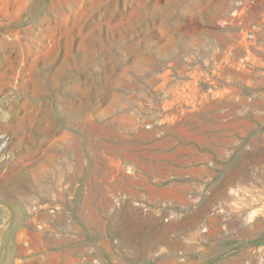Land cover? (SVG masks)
Wrapping results in <instances>:
<instances>
[{"label":"rangeland","instance_id":"374dc122","mask_svg":"<svg viewBox=\"0 0 264 264\" xmlns=\"http://www.w3.org/2000/svg\"><path fill=\"white\" fill-rule=\"evenodd\" d=\"M0 214V264H264V0H0Z\"/></svg>","mask_w":264,"mask_h":264},{"label":"bare ground","instance_id":"6f19581e","mask_svg":"<svg viewBox=\"0 0 264 264\" xmlns=\"http://www.w3.org/2000/svg\"><path fill=\"white\" fill-rule=\"evenodd\" d=\"M53 150H54V152H56L57 148L54 146ZM53 150L52 149L50 150L52 152V154L49 156L50 157L49 168H48V171L45 172V174L41 175V174L36 173V174L32 175V177H33L32 180H30L26 184L18 185L14 190H11V191L4 193V196L10 197V198L14 199L16 202L24 204L25 207L28 208V209L26 208L27 209L26 210L27 217H30L31 215L35 214L32 219L27 218L26 221L21 222V225H23L24 228L21 229L20 232L15 234L14 248H16L19 253H22V251H23L22 249L25 247V245L23 244V242L21 240V236L23 235L22 231H25L28 229L32 232H36V233L40 234L43 230L41 227H37V228L35 227L36 226L35 221H36L37 217H39V214H40L39 210H44V209H43V207H36V208L32 207V208H34V209H32V208H30L31 205H36V204L41 203V201L44 200L46 197L51 198L52 201L57 200V196H55V194L57 193V187H58L57 183L58 182H57V173H56V166H55V155H53L54 154ZM70 161H71V156H69L68 152L66 151L64 154V158L61 161V167L63 168V173H65L67 176H68V174H67L68 168L67 167L70 165ZM65 194H66V196L68 195L67 190L63 191L61 196L63 195V197H64ZM22 208H24V207H22ZM7 226H8V224H7ZM65 239H66L65 246H67L70 243V239H69L68 234L66 235ZM17 264H21V262L20 263L18 262Z\"/></svg>","mask_w":264,"mask_h":264}]
</instances>
